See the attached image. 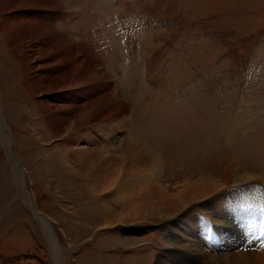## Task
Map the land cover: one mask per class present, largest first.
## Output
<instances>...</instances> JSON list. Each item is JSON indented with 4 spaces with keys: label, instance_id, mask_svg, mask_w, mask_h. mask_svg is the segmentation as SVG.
Returning <instances> with one entry per match:
<instances>
[{
    "label": "rangeland",
    "instance_id": "obj_1",
    "mask_svg": "<svg viewBox=\"0 0 264 264\" xmlns=\"http://www.w3.org/2000/svg\"><path fill=\"white\" fill-rule=\"evenodd\" d=\"M24 2L0 0V105L9 130L0 131V264L56 263L25 197L52 224L65 264H176V240L196 237L186 224L199 226L201 216L212 224V209L200 207L210 201L244 204L248 218L235 226L251 234L221 244L225 229L217 238L200 229L198 245L215 255L263 250L264 0ZM9 13L20 20L4 33ZM38 21L50 28L41 37ZM23 30L28 49L18 54L11 40ZM46 42H58L57 51L46 53ZM73 47L70 64L56 57ZM131 139L144 144L145 163H127ZM207 181L217 190L188 200L201 209L189 222L148 214L150 201ZM151 186L160 193L153 199ZM238 210L231 221L245 219Z\"/></svg>",
    "mask_w": 264,
    "mask_h": 264
},
{
    "label": "bare ground",
    "instance_id": "obj_2",
    "mask_svg": "<svg viewBox=\"0 0 264 264\" xmlns=\"http://www.w3.org/2000/svg\"><path fill=\"white\" fill-rule=\"evenodd\" d=\"M5 1H6V3H8V2L9 3H12V5H15V6L16 5L20 6V5H23V4L27 5L24 2V0H5ZM33 2H35V1H33ZM34 5H36V3H34L33 6ZM17 7H15V8H17ZM30 12L32 14H34L33 15L34 17H35V15L37 13H38L37 14L38 15L37 17H39V18L42 15L41 13H39L40 11L39 12H36V13H33L32 11H30ZM11 14L10 13L9 14H5L6 15L5 18H3V20H2L1 29H4L3 30L4 33H8V31H9L8 27H9V25L12 26V25L15 24V21L17 19L20 20L19 19L20 16L18 14L16 16L15 15H11ZM24 22H25V17H21V24L24 23ZM39 22L40 21H38L35 24V30L34 31H35V33L38 32V35L40 34L39 37H41L42 34L44 33V31H50V28L47 25V23L41 22L39 24ZM21 28L27 30V28H25L23 26H21L20 29ZM53 33L55 35V32H53ZM21 34L22 35L25 34V35L22 36V37L21 36L19 37V35H18L17 36L18 38L16 40L14 38L13 39L11 38L12 40H11V46L10 47L12 48V50L20 49V51L17 52L18 54L19 53H22L24 51V49L26 48V43H27L26 38H28V34H27V32L25 30H23ZM57 43L55 44V42L54 43L46 42L42 46H43L44 49H46L45 52L46 53H49L50 51L56 50V48H58L57 47ZM65 45H66L65 46V49L67 48L68 45H73L72 39L71 40H66L65 41ZM22 48H23V51H22ZM27 49H28V47H27ZM27 49H25V50H27ZM71 56H75L74 47L72 48V50L71 49H67L65 51V55H63L62 53L56 55V57H60V59H59L60 61H62V62L63 61L64 62L65 61H69V64L74 59ZM22 64H23V62H22ZM28 81H30V80H28ZM29 86H31L29 88H31V90L34 93H36V92L39 91L38 90L39 88L38 89H34V87H32L31 84H29ZM6 129L8 130V128H6V125L4 124V119H3V116H2V110H1V105H0V131L2 132V131H5ZM127 143L128 144H125V150H126V152H124V155L125 156H128L129 155V157L131 156L130 157L131 159L129 158L130 160L127 163H131L132 165L134 164V162L136 164L137 163H143L146 160V151H145V148H144V144H142L140 141H138L136 139L135 140H132L131 139V141H128ZM9 145L10 144L7 145L8 151H9V158H10L11 162L13 163V165L15 167L14 176H15V179L18 180L19 193L21 195L26 196L27 193H26V189H25V181L23 179V175H22V171H21L22 169L20 168V166L18 164V161L15 159V157L12 156V153L10 151V146ZM135 153H137V154H135ZM125 156H124V158H125ZM132 158H133V160H132ZM139 159L141 161H139ZM126 160H127V157H126ZM136 164H134V165H136ZM202 183L200 184L201 186L200 185H194V184L191 185L189 183L190 185H186V188H184V189H182L180 191V193L177 195V198L176 199L171 198L169 196H164V195H163V197H162L163 199H162L161 196L160 197L158 196L159 197L158 201H150V203L153 202L152 204H150V206H153V209L148 214H150V215H154V214L158 215V214H161V216H162L161 217L162 218L161 220H163L165 218H168V217L171 218L172 216H174L176 214H179V216L184 217L185 219H187L186 221L189 222L191 220V218H194L193 217L194 216V212L195 211H200L201 209L199 208L200 209L199 210L197 208V206H198L197 205V202L198 201H188V200L189 199H196V197L202 196V195H205V194L208 195V196H210L209 194H213L214 191L217 190L215 188L217 185L214 187L213 186L214 184L212 185L211 183H209V181H207V182H205L203 184ZM152 186L147 191V193H149V196H147V197H150L151 199H153L154 197H156L158 194L160 195L159 191L156 190V189L155 190L157 192L155 193V191L153 190V187ZM154 188H156V187H154ZM189 193H191V194L188 195V196H186ZM208 196H206V197H208ZM27 198L28 197H25V200H24L25 204L36 213V217L39 220V222L41 223V226L43 227L44 230H47L48 239H49V242L51 244L52 252L56 256V263L55 264H65L64 263V259H63V255L61 254V248H60V246L56 242L55 234H54V232H51L50 231L51 230V227H52L51 223L49 222L50 225H51V227H50L48 225V223H46L47 218H45V220H44V214L41 213V212H38L39 210L36 209V207H35L34 203L32 202V200L29 199V202H28V199ZM140 202H142V201H140ZM201 202H203V201H200V203ZM215 203H216V205H214ZM229 204H230V201H210L209 204H206L205 203V204H203V206H200L202 208L201 211H203L204 207L205 208H208V210L209 209H212V210H209V211H211L209 213L210 218L213 219V220H211L212 224L211 223H209L210 225L207 224L205 218L202 217V216L200 217L201 218V224H199V226L196 225V223H191V224L188 223V224H186V226H185L186 228L185 229L186 230L188 229L187 232L190 235H193L194 237L195 236L196 237H195V239L189 240L188 242L184 238H183L184 240H182L183 242H181V240L180 241L179 240H176V242L174 244H176L175 247L177 249V252H174V253L171 252L172 253V256H173V260H175L177 262L176 264H199V263H203V261H205L208 264H264V251H263L264 249L263 250H260V248H259V250L254 251L253 249H254L255 245H254L253 248H250L249 251L246 250V252L243 251V250H239V246H236L235 247V251H233V252L230 251L231 253L229 252L226 255H223V254L222 255L209 254L208 251L206 250V248L204 246L202 247V246L198 245L196 238H199L200 237L198 235V233L200 232L199 231L200 229L201 230L207 229V232H213V235H215V238H217L216 237V233L222 232L221 229L222 230L225 229L226 232H227L226 234L223 231L222 233H220V235H218V239H220V241L222 240L221 244L222 243H227V244L230 243L229 236H228L229 234L235 235L237 237L238 244H239L240 241H247V239L246 240H242V239H244V237L247 238V236H249V234H251V230L249 229V227H246L243 230H241V227H236L235 226V222L238 221V220H247L246 218H248V216L246 215V212L248 211V209H247L246 206H244V204L242 206H240V207H238V205L236 206L235 201H231V204L230 205ZM236 207H237V209H236ZM238 209H240L241 211L245 212L244 213L245 219L244 218H241V219H236L235 221H231V219L233 218L232 216H233L234 212H239ZM165 215H167V217H165ZM261 215H263V213ZM227 216H228V218H227ZM260 217L258 219H259L260 224H261L262 221L260 220ZM157 218H160V217H157ZM250 219H248V221ZM174 221H175V219H174ZM186 221H185V223H187ZM180 222L181 221H179V223ZM179 223L177 222V223L169 224V225H175V227H176L177 225H179ZM247 224H249V222ZM108 226H111V225H108ZM173 230H175V229H173ZM242 234H243V237H242ZM206 236L208 237L209 235L206 234ZM249 239H250V237H249ZM208 247H210V245H208ZM214 248H216V245L213 246V249ZM255 249H256V247H255ZM200 254H206V255H204L205 259H202L201 260V258H200L201 261H199V263H198L196 259L199 257ZM220 256H222V257H220ZM194 258H196V259H194ZM190 260H194V261H192V262L189 263Z\"/></svg>",
    "mask_w": 264,
    "mask_h": 264
},
{
    "label": "water",
    "instance_id": "obj_3",
    "mask_svg": "<svg viewBox=\"0 0 264 264\" xmlns=\"http://www.w3.org/2000/svg\"><path fill=\"white\" fill-rule=\"evenodd\" d=\"M9 131V130H8ZM12 154H13V152H12ZM14 155V154H13ZM14 157H15V155H14ZM15 159L17 160V158L15 157ZM18 161V160H17ZM18 163H19V161H18ZM19 166L21 167V164L19 163ZM21 169H22V167H21ZM23 170V169H22ZM34 205H35V203H34ZM35 207H36V205H35ZM37 209V208H36ZM52 225V224H51Z\"/></svg>",
    "mask_w": 264,
    "mask_h": 264
}]
</instances>
